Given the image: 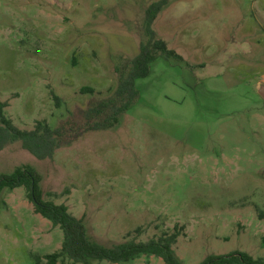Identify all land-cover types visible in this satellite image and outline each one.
I'll list each match as a JSON object with an SVG mask.
<instances>
[{"label":"rangeland","instance_id":"374dc122","mask_svg":"<svg viewBox=\"0 0 264 264\" xmlns=\"http://www.w3.org/2000/svg\"><path fill=\"white\" fill-rule=\"evenodd\" d=\"M156 1L0 0L4 116L20 130L54 128L107 98ZM152 28L181 61H154L113 129L86 133L51 160L8 145L0 175L32 168L43 200L65 205L106 248L180 228L172 249L182 264L234 251L262 258L264 0H170ZM61 242L22 187L0 192V264H34ZM125 264L164 263L142 255Z\"/></svg>","mask_w":264,"mask_h":264},{"label":"trees","instance_id":"16d2710c","mask_svg":"<svg viewBox=\"0 0 264 264\" xmlns=\"http://www.w3.org/2000/svg\"><path fill=\"white\" fill-rule=\"evenodd\" d=\"M169 2L158 0L145 10L144 39L139 44L138 53L132 59H121V63L116 65V86L107 98L91 100L83 111L77 115L69 113L54 128L44 122H36L32 130L15 127L3 114L6 104L0 102V151L19 142L22 149L35 159L51 160L58 150L70 147L86 133L113 129L137 103L139 92L135 83L148 76L150 65L157 59L181 61L180 56L169 50L152 28L155 19ZM81 93H91V90H82ZM54 100L58 101L56 97ZM40 180V176L28 166L18 167L9 175H0V192L22 187L33 213L62 232L60 249L44 256H34V264H57L64 260L72 264H91L92 261L125 264L142 255L154 256L164 264H182L172 249L181 233L180 228L143 243L130 241L111 248L103 247L87 237L82 219L72 216L65 205L43 200ZM262 245L264 247V238ZM199 264H264V257L253 259L244 252L234 251L208 256Z\"/></svg>","mask_w":264,"mask_h":264},{"label":"water","instance_id":"95a60500","mask_svg":"<svg viewBox=\"0 0 264 264\" xmlns=\"http://www.w3.org/2000/svg\"><path fill=\"white\" fill-rule=\"evenodd\" d=\"M257 95L264 103V85L259 86L257 89Z\"/></svg>","mask_w":264,"mask_h":264}]
</instances>
